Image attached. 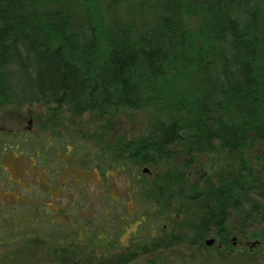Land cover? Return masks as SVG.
Listing matches in <instances>:
<instances>
[{"label": "trees", "instance_id": "16d2710c", "mask_svg": "<svg viewBox=\"0 0 264 264\" xmlns=\"http://www.w3.org/2000/svg\"><path fill=\"white\" fill-rule=\"evenodd\" d=\"M48 3L76 4L80 32ZM101 7L102 0H0V109L42 106L53 116L169 108L166 122L115 153L89 148L78 157L89 146L63 136L53 119L19 134L23 153L44 159L38 167L50 176L66 168L61 151L72 170L98 172L103 182L120 175L137 211L103 212L100 225L68 213L58 224L12 212L0 223V264H132L176 245L202 247L214 230L229 247L238 231L226 225L229 213L264 188L248 161L264 168V0H153L148 12L160 25L139 32L126 19L107 23ZM111 7L147 12L130 0ZM258 208L264 214V204ZM244 225L264 237V215Z\"/></svg>", "mask_w": 264, "mask_h": 264}, {"label": "rangeland", "instance_id": "374dc122", "mask_svg": "<svg viewBox=\"0 0 264 264\" xmlns=\"http://www.w3.org/2000/svg\"><path fill=\"white\" fill-rule=\"evenodd\" d=\"M113 0H102V7L99 8L105 13V20L107 23L119 22L126 19L129 25H133L134 29L139 31H146L147 29L156 28L160 25L159 17L156 11L148 12L149 6L153 0H130L134 6V11H147L141 15L140 13L124 14L117 12L112 6ZM158 1V4L161 0ZM47 9L52 11H61L70 17L71 28L74 32H80V20L77 12L78 6L71 3H48ZM44 8V9H46ZM127 9V6L123 11ZM119 11V10H118ZM126 16V17H124ZM160 16V13H159ZM47 109L42 106L34 107H6L0 109V133L14 134L29 128L33 129L36 126L38 129L43 127L47 119L57 124L59 131L63 136L70 137V141L80 140L89 147L82 150H77L78 157H82L84 151L90 148V151H98L99 147L108 148L112 153L116 150L114 146L118 143H128L152 133V131L162 122H166L170 117L169 108H160L158 106H151L140 110H115L105 114L98 113H84L73 114L66 110L56 112L52 116L51 112L47 113ZM36 132V130H34ZM37 147V146H36ZM38 149V148H37ZM114 151V152H113ZM61 162H66L65 167L72 170L74 166L69 161L72 156L67 152H58ZM18 157V158H17ZM33 155L23 153L22 156H15L11 154L5 158L0 169H5V172L0 175V223L3 226L8 225L9 214L22 212L24 218L28 221L38 219H54L58 224H63L60 220L68 216V219L85 223L90 220H95L96 225H100L101 216L103 212L116 211V216L126 215L127 211L134 215L136 213V206L131 201L129 202V193L127 191V183L123 177L116 173H110L108 179L102 181L98 172H87L80 168L66 172V168L60 173L61 178L50 185L47 178L48 173L44 169L38 167L44 165V159L36 160ZM51 158L49 168L53 169L57 165L56 160ZM251 167L256 168L255 175L264 184V168L261 162H257L255 158L248 159ZM41 162V164L39 163ZM225 161L219 163V171L224 167ZM221 166V167H220ZM57 173V172H56ZM65 175L64 178L62 177ZM63 178V179H62ZM18 183L19 186L16 184ZM62 183L65 184L62 187ZM11 184L10 187H6ZM262 186V184H261ZM75 188L80 190L75 191ZM53 189V190H52ZM264 189V188H263ZM250 194V203L241 205L239 212L229 213L228 227L238 228L235 233L237 235L241 232L240 227L244 225L243 219L245 213L255 209L264 200V190ZM64 190L66 193H64ZM6 191L13 193L12 198L6 197ZM77 197L74 202V197ZM86 193V194H85ZM113 200L111 203L107 200ZM79 196V197H78ZM109 201V202H108ZM117 202V204H115ZM50 204V207L47 205ZM128 205V207H127ZM227 211L230 210V204L227 206ZM66 213L68 215L66 216ZM229 229V228H228ZM264 228H260L261 232ZM134 232V228L129 231V234ZM217 230L209 234L203 243V246H188L176 245L171 248H164L158 251H153L150 254L140 256L132 264H264V256H256L251 254L241 246L232 248H221V240L218 238ZM215 240L212 246H207L206 242ZM127 239L123 240L126 243Z\"/></svg>", "mask_w": 264, "mask_h": 264}, {"label": "flooded vegetation", "instance_id": "af4514ba", "mask_svg": "<svg viewBox=\"0 0 264 264\" xmlns=\"http://www.w3.org/2000/svg\"><path fill=\"white\" fill-rule=\"evenodd\" d=\"M45 125H46V123L42 126L44 127ZM43 127H40L39 129H42ZM33 129H36V131H38V128H33ZM33 129L29 128L27 130H33ZM23 131L24 130L19 131V132L14 133V134L0 133V165L2 164L4 159L9 157L11 154H14L15 156L16 155L17 156L23 155V143H22L21 136H19V134H21ZM14 137H16V138L14 139ZM65 137L67 138V136H65ZM3 171L5 172V169L1 168L0 169V175L3 173ZM47 176H48L47 178L50 180L49 181L50 185H51V182L52 183L56 182L57 178H61V176L59 174H56L55 172L52 173L51 176L49 174ZM64 176L65 175L63 174L62 177L64 178ZM16 185L19 186L18 183ZM10 186H11V184L6 185V187H10ZM64 186H65V184L62 183V187H64ZM6 192H7L5 194L6 197L12 198L14 196L13 193H10L8 191H6ZM246 202L248 203L249 201L246 200ZM261 204H264V200H262ZM263 215L264 214L262 213V210H260L258 207H256L255 210L253 209L251 211H248V213H245L243 219H241L242 220L241 222L246 223V222H251V221L252 222L258 221L259 218L263 217ZM247 216H251L252 219L248 220ZM254 228L256 230V227H254V226L251 227L250 229H248L245 225H243V227L242 226L240 227V229H241L240 233H238L237 235L232 233L230 235V238H229V243H230L231 247L235 248L239 245L243 249H246L247 252L249 251L251 254H255L256 256H259V255L264 256V237L259 236L258 232H257V234H254ZM262 228H264L263 225H262ZM221 248H222V241H221Z\"/></svg>", "mask_w": 264, "mask_h": 264}, {"label": "water", "instance_id": "95a60500", "mask_svg": "<svg viewBox=\"0 0 264 264\" xmlns=\"http://www.w3.org/2000/svg\"><path fill=\"white\" fill-rule=\"evenodd\" d=\"M214 242H215L214 240H210V241H207L206 244H207V246L210 247V246H212L214 244Z\"/></svg>", "mask_w": 264, "mask_h": 264}]
</instances>
